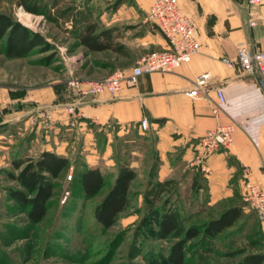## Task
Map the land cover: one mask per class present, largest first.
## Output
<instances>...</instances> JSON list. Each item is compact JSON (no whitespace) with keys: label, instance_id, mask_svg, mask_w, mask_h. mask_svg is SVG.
<instances>
[{"label":"crops","instance_id":"0c3cea01","mask_svg":"<svg viewBox=\"0 0 264 264\" xmlns=\"http://www.w3.org/2000/svg\"><path fill=\"white\" fill-rule=\"evenodd\" d=\"M153 1L106 0L115 7L95 13L104 29L113 30L115 44L123 47L122 53L108 52L122 57L121 71L126 74L141 57L168 49L163 33L149 19ZM247 1L178 0L181 11L195 26L199 53L178 69L145 73L135 85L125 83L114 95L82 97L76 91L30 88L25 92L19 84L0 86V138L8 136L13 144L8 149L14 152L20 146L19 137L29 132L33 154L29 158L51 151L102 170L103 162L114 166L112 141L125 139L137 128L145 133L147 143L153 144L143 157L148 181L151 171L153 182L176 180L209 214L231 207L247 210L245 182L264 188V80L258 73H245L237 64L230 67L224 62L236 60L241 43L254 50L264 44V1L252 8ZM205 73L211 76L208 86L195 99L187 96L196 78ZM219 87L226 102L216 112ZM68 106L79 113L76 128L68 126ZM37 107L52 111L57 123L54 129L41 125L30 129L28 118ZM144 118L150 123L146 131L139 127ZM230 125H234L232 147L213 155L203 166L196 165L198 140ZM102 137L107 141L104 150ZM129 164L139 176L140 165ZM259 223L264 238V222Z\"/></svg>","mask_w":264,"mask_h":264},{"label":"rangeland","instance_id":"374dc122","mask_svg":"<svg viewBox=\"0 0 264 264\" xmlns=\"http://www.w3.org/2000/svg\"><path fill=\"white\" fill-rule=\"evenodd\" d=\"M86 0H78L82 7ZM113 3V2H112ZM95 13L112 10L115 3L106 0H89ZM0 13L10 15L33 33L40 34L52 45L50 50L41 46L25 57L8 59L0 42V86L19 84L27 89L48 91H74L70 83L102 81L123 66L110 52H88L69 37L62 26L48 23L43 16L23 10L17 0H0ZM40 107H37V109ZM34 110L35 112L38 110ZM46 109V108H45ZM37 112L28 118L30 129L39 125ZM19 137L18 147L11 152L8 136L0 138V264H168L165 257L170 244L161 239L157 224L162 203L150 208L144 198L148 179L143 157L153 144H148L144 132L132 128L126 138L114 139V166L102 163L106 185L98 196L87 199L77 183L80 159H76L70 171L56 181L54 197L45 219L31 225L26 211L10 199L7 189L17 187L7 173L13 169V161L32 156L30 139ZM132 141V142H130ZM106 149V138L101 139ZM31 147V148H30ZM137 162L139 176L135 182L134 207L122 215L119 223L104 230L97 222L94 210L111 189L120 163ZM185 215L190 226L203 222L210 213L203 211L195 196L181 186L171 199ZM244 219L213 242L195 239L189 242V257L185 264H238L249 254L262 252L258 235V217L250 208L244 211ZM199 213V216L194 214Z\"/></svg>","mask_w":264,"mask_h":264},{"label":"trees","instance_id":"16d2710c","mask_svg":"<svg viewBox=\"0 0 264 264\" xmlns=\"http://www.w3.org/2000/svg\"><path fill=\"white\" fill-rule=\"evenodd\" d=\"M78 0H17L18 5L28 13L41 15L48 23L65 27L69 37L88 52L122 53V46L115 44L112 29H104L95 17V11L86 0L82 7ZM70 25L71 28H68ZM0 42L8 59L23 58L41 46L50 50L52 45L40 34L33 33L15 21L10 15L0 13ZM74 162L55 152L44 151L38 158H24L13 161V169L7 173L17 187L7 189L11 200L26 211L31 225L40 224L46 217L51 199L54 197L56 181L67 174ZM77 183L87 199L95 198L106 185V178L99 168L79 165ZM138 173L124 162L118 166L116 179L103 200L96 205L94 214L104 230L115 227L123 214L134 207L133 189ZM153 171L144 198L151 202L150 208L161 202L162 210L157 224L161 239L170 246L165 260L168 264H185L189 255L188 244L202 239L213 242L244 219L242 207H231L217 214H209L203 222L185 223V215L171 199L180 188L176 180L153 182ZM195 217L199 213L194 214ZM259 221V220H258ZM258 235L262 252L246 255L238 264H264V238L260 223Z\"/></svg>","mask_w":264,"mask_h":264},{"label":"built area","instance_id":"2783aa9c","mask_svg":"<svg viewBox=\"0 0 264 264\" xmlns=\"http://www.w3.org/2000/svg\"><path fill=\"white\" fill-rule=\"evenodd\" d=\"M264 0H248V5L252 7L260 6ZM149 19L155 23L163 33L168 49L162 52H154L141 57L137 65L130 74L124 71H116L108 78L102 81H81L74 79L70 86L80 96L87 97L103 93L116 94L125 83L135 85L138 78L145 73L157 71H172L178 69L184 64L191 62L192 58L199 53L200 43L196 35V29L191 21L181 11L178 0H154L149 10ZM255 22L251 21V25ZM224 62L233 67L237 64L245 73H258L264 80V44L254 50L252 46L241 43L237 49L235 61L224 59ZM210 74L205 73L198 76L195 80V87L186 92L190 98L200 96L204 88L208 86ZM219 106L216 112L226 102L222 88L216 89ZM67 114L69 115L68 126L76 128L79 125V113L74 106H68ZM37 120L45 128L54 129L56 120L52 111L48 108H40L37 112ZM150 126L148 119L141 120L139 127L146 131ZM234 125L220 126L202 136L196 146L195 163L203 166L204 163L213 155L228 150L233 145ZM243 200L246 206L252 209L259 219L264 222V188L251 181L245 182Z\"/></svg>","mask_w":264,"mask_h":264}]
</instances>
